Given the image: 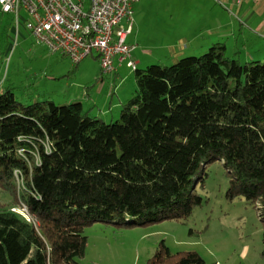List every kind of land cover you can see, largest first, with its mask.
Listing matches in <instances>:
<instances>
[{"label":"trees","instance_id":"obj_1","mask_svg":"<svg viewBox=\"0 0 264 264\" xmlns=\"http://www.w3.org/2000/svg\"><path fill=\"white\" fill-rule=\"evenodd\" d=\"M227 53L219 43L137 68L136 90L110 123L79 101L24 104L0 87V189L34 216L0 204V264H82L94 223L186 219L213 161L230 177L229 198L245 197L264 224V63ZM148 264L204 259L162 242Z\"/></svg>","mask_w":264,"mask_h":264},{"label":"rangeland","instance_id":"obj_2","mask_svg":"<svg viewBox=\"0 0 264 264\" xmlns=\"http://www.w3.org/2000/svg\"><path fill=\"white\" fill-rule=\"evenodd\" d=\"M142 2L146 7L134 13L135 32L130 36L131 43L137 45L132 57L140 70L151 65L170 66L182 58L207 53L212 46L197 50L193 43L185 45L182 53L178 39L191 37L196 12L208 17L220 10L228 11L215 0ZM20 16L18 24L16 17L3 13L0 6L1 89H14L16 98L24 104L52 100L66 105L79 101L107 123L118 120L122 104L136 90L133 69L124 65L119 80H113L115 75L102 76L95 57L74 65L37 42L27 26L31 17L25 11ZM231 18L235 25L239 24L234 13ZM227 41L229 57L245 64L250 50L257 61L264 63V52L255 51L258 46L235 53L233 40ZM60 60L65 64L59 66ZM197 177L200 179L195 180L193 188L203 201L190 217L162 221L153 218L151 223L132 227L94 223L85 230L88 245L81 263L148 264L164 242L172 253L196 251L204 264H264V224L259 211L245 197L229 198L230 177L223 162H209ZM12 201L13 197L0 189V204L18 209Z\"/></svg>","mask_w":264,"mask_h":264},{"label":"built area","instance_id":"obj_3","mask_svg":"<svg viewBox=\"0 0 264 264\" xmlns=\"http://www.w3.org/2000/svg\"><path fill=\"white\" fill-rule=\"evenodd\" d=\"M141 0H0L3 13L12 14L18 24L25 11L27 24L37 42L52 54L79 65L89 57L100 62L102 76H112L115 61L135 71L132 54L136 45L127 42L134 28L135 5ZM27 222L34 216L25 206L15 209Z\"/></svg>","mask_w":264,"mask_h":264},{"label":"crops","instance_id":"obj_4","mask_svg":"<svg viewBox=\"0 0 264 264\" xmlns=\"http://www.w3.org/2000/svg\"><path fill=\"white\" fill-rule=\"evenodd\" d=\"M141 0L135 5L134 13H139L140 10L146 7V2ZM219 4L227 7L226 11H218L212 14V16L205 17L204 15L196 12V17L193 20L194 30L191 33V37L185 35L178 39V44L181 45L182 53L184 52L185 45L195 44L201 50L223 43L227 47V40L232 41V50L236 49L235 53H240L241 49L248 50L250 46L256 47V52H264V0H215ZM229 12V13H228ZM238 19V25H235L232 21V14ZM135 23V20H134ZM135 25V24H134ZM197 28V29H196ZM135 32V26L133 32L128 36L127 42L132 44L130 36ZM255 38L252 40V36ZM166 40V39H164ZM224 41V42H222ZM134 45V44H132ZM261 45V47H259ZM137 46V45H136ZM234 47V48H233ZM137 49V47H136ZM135 49V51H136ZM238 49L240 51H238ZM233 50V51H234ZM56 55V54H54ZM60 58L66 60L68 58L58 55ZM253 53L248 52L249 61H257ZM97 59V58H96ZM58 61V65H64L65 61ZM69 60V59H68ZM261 60V59H258ZM247 61V62H249ZM137 63V62H136ZM81 64V63H80ZM138 64V63H137ZM125 64H120L118 60L115 61L116 73L113 80H119L121 69ZM127 67V66H126ZM128 68V67H127ZM139 69V68H138ZM116 88V87H115ZM110 95V98H112ZM79 98V97H76ZM74 100V99H71ZM80 100V99H78ZM70 104V103H67Z\"/></svg>","mask_w":264,"mask_h":264}]
</instances>
